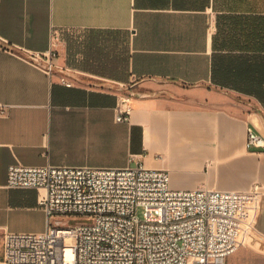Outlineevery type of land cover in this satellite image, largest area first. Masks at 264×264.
<instances>
[{
    "label": "crops",
    "instance_id": "1",
    "mask_svg": "<svg viewBox=\"0 0 264 264\" xmlns=\"http://www.w3.org/2000/svg\"><path fill=\"white\" fill-rule=\"evenodd\" d=\"M56 35L55 64L70 75L19 52H46ZM92 38L101 58L82 53ZM111 83L144 95L129 122L116 120L122 92ZM248 127L264 135V0H0V259L6 232L47 229L38 191L6 186L19 162L141 160L169 171L173 189L258 184L264 209V152L247 148Z\"/></svg>",
    "mask_w": 264,
    "mask_h": 264
},
{
    "label": "built area",
    "instance_id": "2",
    "mask_svg": "<svg viewBox=\"0 0 264 264\" xmlns=\"http://www.w3.org/2000/svg\"><path fill=\"white\" fill-rule=\"evenodd\" d=\"M58 39L31 54L56 65ZM133 103L120 94L118 122L130 121ZM246 146L264 152V135L248 127ZM6 186L38 191L47 229L6 232L0 264H234L243 237L264 238V228L257 230L264 221L260 185L245 192L173 189L169 171L141 160L123 168L19 162L10 165Z\"/></svg>",
    "mask_w": 264,
    "mask_h": 264
},
{
    "label": "rangeland",
    "instance_id": "3",
    "mask_svg": "<svg viewBox=\"0 0 264 264\" xmlns=\"http://www.w3.org/2000/svg\"><path fill=\"white\" fill-rule=\"evenodd\" d=\"M255 204H252L254 207ZM246 213H252L249 210L245 211ZM261 211H259V214ZM140 215H143V210H140ZM261 215V214H260ZM259 215V216H260ZM261 230V229H257ZM249 237H257L255 232ZM263 242L253 238V242L248 244L247 247L241 246L238 251L230 258V261L234 264H264V248Z\"/></svg>",
    "mask_w": 264,
    "mask_h": 264
},
{
    "label": "water",
    "instance_id": "4",
    "mask_svg": "<svg viewBox=\"0 0 264 264\" xmlns=\"http://www.w3.org/2000/svg\"><path fill=\"white\" fill-rule=\"evenodd\" d=\"M19 52L21 54H23L26 58H28L29 60H31L32 62H34L35 64L39 65L40 67H42L44 69L51 70L52 72H61V73L66 74V75H70L65 70L59 68L58 66L50 65L49 63L43 62L39 58L33 56L31 53H26L23 51H19ZM107 85L114 90H117V91L125 93V94H129V95L133 96L134 98L144 96L142 93H139V92H136L133 90L134 85H121V84H112V83L107 84Z\"/></svg>",
    "mask_w": 264,
    "mask_h": 264
},
{
    "label": "trees",
    "instance_id": "5",
    "mask_svg": "<svg viewBox=\"0 0 264 264\" xmlns=\"http://www.w3.org/2000/svg\"><path fill=\"white\" fill-rule=\"evenodd\" d=\"M67 44H68V53L70 55L76 54L79 52V48L81 46V43L78 42L77 39H71V38H66ZM83 44V43H82ZM83 51L82 53H84L86 55V51L87 49H90L93 53V55L98 56V58H101L99 51L102 52V50H104V48L102 49L101 47H99V41L95 42V39H91L90 42L86 43L85 45H83ZM86 49V51H85ZM119 59V64L121 65V60H122V56L118 57Z\"/></svg>",
    "mask_w": 264,
    "mask_h": 264
},
{
    "label": "bare ground",
    "instance_id": "6",
    "mask_svg": "<svg viewBox=\"0 0 264 264\" xmlns=\"http://www.w3.org/2000/svg\"><path fill=\"white\" fill-rule=\"evenodd\" d=\"M68 253H69V257L71 258V257H72V256H71V251H69Z\"/></svg>",
    "mask_w": 264,
    "mask_h": 264
}]
</instances>
